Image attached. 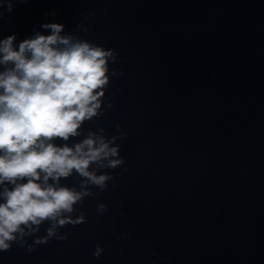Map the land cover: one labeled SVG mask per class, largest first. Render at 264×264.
I'll list each match as a JSON object with an SVG mask.
<instances>
[{
  "label": "water",
  "instance_id": "obj_1",
  "mask_svg": "<svg viewBox=\"0 0 264 264\" xmlns=\"http://www.w3.org/2000/svg\"><path fill=\"white\" fill-rule=\"evenodd\" d=\"M47 20L117 50L112 107L84 127L126 132L128 170H101L114 180L67 239L13 242L0 264H264V0H16L0 37Z\"/></svg>",
  "mask_w": 264,
  "mask_h": 264
},
{
  "label": "clouds",
  "instance_id": "obj_2",
  "mask_svg": "<svg viewBox=\"0 0 264 264\" xmlns=\"http://www.w3.org/2000/svg\"><path fill=\"white\" fill-rule=\"evenodd\" d=\"M15 4L0 0V18ZM76 27L89 30L83 22ZM19 37L18 32L0 37V251L13 242L33 251L53 237L67 239L62 227L88 220L78 205L97 195L93 186L104 191L114 180L113 172L101 170L121 165L128 170L117 142L126 132L109 136L103 126L84 127L112 107L107 91L112 77L121 74L110 63L117 50L81 38L58 20L42 21ZM70 176L78 183L63 182ZM108 207L99 202L97 211ZM44 225L46 234L34 235ZM103 252L98 243L94 255Z\"/></svg>",
  "mask_w": 264,
  "mask_h": 264
}]
</instances>
